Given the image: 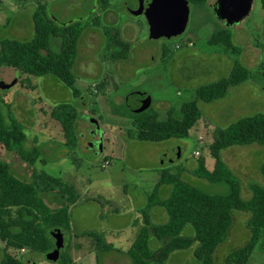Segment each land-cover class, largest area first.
<instances>
[{
  "label": "rangeland",
  "instance_id": "rangeland-1",
  "mask_svg": "<svg viewBox=\"0 0 264 264\" xmlns=\"http://www.w3.org/2000/svg\"><path fill=\"white\" fill-rule=\"evenodd\" d=\"M216 2L209 0L202 7L190 5L189 23L182 35L170 40H152L145 16L133 14L138 10L137 0H109L107 9H103L100 0H0V20L5 25L1 38L31 40L34 32L13 36L6 20L27 18L40 4L46 5L49 17L59 24L83 22L88 25L79 41L74 68L75 87L82 94L81 100L74 98L55 76L30 77L29 82L35 89L29 90L20 84V80L27 76L16 74L14 77L0 72V82L17 81L10 89H0V95L16 105L17 111L14 112L29 138L27 148H31L35 141L32 137H38L35 145L41 149L42 155L44 153V164L41 170H37L61 177L73 185L80 196L76 206L70 209L71 232L64 231L63 254L73 253L76 241L73 235H80L83 231L96 232L104 225L105 219H112L111 216H114L116 225L126 226L134 215L135 199L154 185L158 171L179 174L182 181L212 195L229 192L224 183L199 178L195 170L199 159L214 165L210 146L217 130L244 117L264 114V7L263 0H254L249 16L228 27L216 18L213 7ZM97 14H102V18L98 16L100 21L94 24ZM219 30L231 33L237 51L209 44L212 34ZM116 36L130 42L126 60L113 61L111 58V54L121 50L114 44ZM60 43L54 39L53 48L58 50ZM237 62L250 71V79L230 89L223 99L211 103L198 101L202 118L188 137L159 143L131 138L129 131L135 128L134 120L129 118L132 101H144L143 112H157L162 121L168 118L170 108H174L175 117L181 118L182 106L197 101V89L228 78ZM130 99L132 101L128 103ZM66 103L77 106L81 115L78 125L81 141L74 151L62 145L64 133L61 125L51 117L56 106ZM35 124L41 126L34 128ZM95 130L100 134L99 144L92 140V131ZM43 131L54 139L43 140ZM57 136H61L62 141L55 139ZM262 148L264 146L253 144L233 146L223 151L224 160L243 181L245 199L252 195V183L264 185V176L260 172L264 164ZM64 150L66 158L62 156ZM196 152L200 156H196ZM0 160L13 163L20 175L30 174V170L24 171L17 155L8 153L3 146H0ZM146 178L148 180H144ZM172 190L173 186L164 185L157 197L161 199L170 195ZM51 197L46 196L47 203ZM116 207L118 212H113ZM162 210L164 213L154 221L155 225L168 222L167 212L164 208ZM248 219V214L235 212L230 237L215 253L217 263L222 264L229 253L249 241ZM192 233L189 226L186 234ZM197 245L172 253L167 264H197L194 256ZM94 246V241L88 238L85 248ZM158 246L154 240L152 248ZM11 252L19 255L17 250ZM99 256L101 259L102 255ZM25 258L33 264L57 263L48 261L46 254L35 251H28L22 257ZM248 264H264V238Z\"/></svg>",
  "mask_w": 264,
  "mask_h": 264
},
{
  "label": "trees",
  "instance_id": "trees-1",
  "mask_svg": "<svg viewBox=\"0 0 264 264\" xmlns=\"http://www.w3.org/2000/svg\"><path fill=\"white\" fill-rule=\"evenodd\" d=\"M188 2L202 7L209 0ZM100 4L103 9L110 6L109 0H100ZM94 21V24L99 23L98 15ZM87 28L88 25L83 22L65 25L55 22L49 17L46 5L40 4L34 14L35 33L31 40L5 39L0 43V68H12L27 76L20 80V84L29 90L35 89L29 82L30 77L55 76L72 92L74 98L81 100L82 94L75 87L77 77L74 68L79 41ZM54 39L61 42L58 50L53 48ZM114 44L121 50L111 54L113 61L126 60L130 43L116 36ZM209 44L236 50L233 36L227 30L212 34ZM249 79L250 71L237 62L228 78L199 87L196 91L197 101L182 106L181 118L175 117L174 108L169 109L168 118L164 121L159 119L157 112L136 114L129 111V118L135 123V128L129 131L130 136L138 141L153 143L186 138L202 118L198 101L211 103L223 99L230 89ZM80 116L78 107L69 103L60 104L51 112L52 119L61 125L65 146L71 151L79 147ZM28 142L25 127L16 117L12 104L0 95V145L8 153L17 155L25 166H22L24 171L30 170L29 175H20L13 163L0 160V242L6 245L0 264H26L10 254V249H28L43 254L52 252L55 239L50 231L71 232L70 209L79 200L73 186L37 170L36 163L42 151L35 145L36 140L31 148H27ZM253 144L264 146V114L244 117L215 132L210 146L211 156L215 160L212 172L206 168L205 160L199 159L195 175L211 183H224L229 188L225 195L209 194L182 181L179 174L163 171L150 195L148 208H164L168 222L153 225L148 209L143 212L144 226L126 254L130 264H167L172 253L191 249L195 244H198L194 250L197 264H219L215 260V253L230 237L235 212L249 215L247 228L250 238L244 246L229 253L222 264H248L255 248L264 238V185L252 183V195L245 199L243 181L224 160L223 151L233 146ZM260 172L264 176V164ZM164 185L173 186V190L168 198L160 200L158 190ZM56 191L65 197V202L62 207L53 209L48 205L46 196ZM189 226L193 230L191 235L186 234ZM84 236L94 241L98 254L121 253L106 241L103 233L91 232ZM154 240L159 243L157 249L152 248ZM97 262L100 263L99 258ZM56 264H73V260L61 251Z\"/></svg>",
  "mask_w": 264,
  "mask_h": 264
},
{
  "label": "crops",
  "instance_id": "crops-1",
  "mask_svg": "<svg viewBox=\"0 0 264 264\" xmlns=\"http://www.w3.org/2000/svg\"><path fill=\"white\" fill-rule=\"evenodd\" d=\"M35 12L36 11H34L33 14L27 18H19V19H15L13 21L6 20L8 25H10L11 34L13 36L14 35L15 36H22L24 34H27L30 31L35 33V29H34V14H35ZM97 15L102 18V14H97ZM52 20H54V19H52ZM7 23H6V25H7ZM4 26L5 25H3L2 21L0 20V43L5 39H9L6 37L1 38V32L4 30L3 29ZM126 42H129V41H126ZM0 49H1V45H0ZM0 72H2L3 75L12 74L15 77L17 74V76H19V77L21 76V74H19V72L17 70L12 69V68H0ZM12 106H13V111L14 110L17 111V109H15L16 105L14 104ZM27 110H29L28 107H27ZM28 119H30L29 116H28ZM31 121H33V119ZM122 125H125V124L122 123ZM33 126H34V128H39L38 126H41V124L38 126L35 124ZM45 134H47V133L46 132L42 133L41 138L43 140H47L48 138L54 139L51 134H50L51 135L50 137H48ZM79 135H80V133H79ZM37 138H38L37 136L32 137V139L36 140V141H37ZM57 138L62 141L61 136H57L55 139H57ZM80 141H81V135H80ZM61 143L65 147V137L63 138V141ZM261 151H264V148H262ZM65 154H66V151L64 150V152L62 153L63 158H66ZM43 156H44V153L36 163V168L39 170H41L43 168L42 167L43 166V163H42ZM7 162H9V161H7ZM205 164H206V168L209 171L212 172L214 170L215 163L213 166H210V165H208L207 161L205 160ZM45 166L47 167V164ZM23 167H25V166H23ZM163 171H158L157 180L154 177L155 179L153 180L154 181L153 182L154 185H152L153 187L151 186V188L148 191L143 192V195L141 197L135 199V203L133 202L134 204H133V211H132L134 213V215L132 216V218L130 219L129 223L126 226L116 225L115 224L116 221L113 220L114 216H111L112 219H110V220H108V218L105 219L104 221H106V222L104 223V225L102 227H99L98 231H96L99 233H103L105 235L106 241L109 244H112L115 247V249L120 250L121 253L112 252V253H106V254H98L96 249H95V246H94V248L90 247L89 249H86L85 244H86L87 239L89 237L84 236V234L87 232L83 231V232H80V235H73L74 238L76 239L74 251L72 254H70V257L73 260V264H130V260L126 254H127L128 250L131 248L133 242L135 241V238L138 235L139 231L144 226V216H143L144 213L143 212L146 209H148L149 219L153 225H155L154 221H156L158 219V217L163 215V213H164L162 210V207H160V206H154L152 208H148L149 203H150V195L154 192L155 188L157 187ZM58 179H60L64 184L69 185L66 182H64L61 177ZM144 180H148V178H146ZM71 186H73V185H71ZM160 188H159V190H160ZM75 190H76V188H75ZM76 192H77V190H76ZM49 195H52V197L50 198V201H49L50 203H48V205L51 208L56 209V208L62 207V205L65 202L64 196L60 195L57 191L53 192ZM77 195H78V198L80 200V196H79L78 192H77ZM168 197H169V195L161 198L160 200L166 199ZM79 200L77 201V203L79 202ZM46 201H47V198H46ZM77 203H75L72 207H75ZM113 212H118V208L117 207L114 208ZM119 219H121V218H119ZM5 250H6L5 243L0 242V262L3 259L2 256H4ZM11 250L12 249L8 250V252L10 254L14 255L11 252ZM17 251H18L19 255L18 256L14 255L16 258L23 260L24 262H26V264H33L31 261H27L26 258H25V260L22 259V257H24L28 253V251H30V250L25 249V250H17ZM99 255H102L101 259L99 258L100 257ZM97 258L100 259V263L97 262ZM127 261H129V263H127Z\"/></svg>",
  "mask_w": 264,
  "mask_h": 264
},
{
  "label": "water",
  "instance_id": "water-1",
  "mask_svg": "<svg viewBox=\"0 0 264 264\" xmlns=\"http://www.w3.org/2000/svg\"><path fill=\"white\" fill-rule=\"evenodd\" d=\"M254 0H217L214 5L216 18L230 27L241 23L252 11ZM190 3L188 0H147L146 6L143 1L141 7L134 11L135 16H145L149 38L152 40L172 39L182 35L188 26L190 18ZM17 81L11 83L0 82V89L7 90L16 85ZM130 100H128V103ZM145 109L143 103H137L131 107L133 113L139 114ZM55 239V249L46 254L50 262H58L61 250L65 246L64 235L58 231H50Z\"/></svg>",
  "mask_w": 264,
  "mask_h": 264
},
{
  "label": "flooded vegetation",
  "instance_id": "flooded-vegetation-1",
  "mask_svg": "<svg viewBox=\"0 0 264 264\" xmlns=\"http://www.w3.org/2000/svg\"><path fill=\"white\" fill-rule=\"evenodd\" d=\"M138 1V8L137 9H139L140 7H141V2L143 1V3H144V6H146V4H147V0H137ZM214 7V6H213ZM143 16V15H142ZM224 23V22H223ZM225 24V23H224ZM132 101V100H131ZM144 103V101H142V100H136V101H132V104H130L132 107L135 105V104H137V103ZM92 134H93V138H92V140L94 141V142H96L97 144H99L100 143V134H99V132H97L96 130L95 131H92Z\"/></svg>",
  "mask_w": 264,
  "mask_h": 264
},
{
  "label": "built area",
  "instance_id": "built-area-1",
  "mask_svg": "<svg viewBox=\"0 0 264 264\" xmlns=\"http://www.w3.org/2000/svg\"><path fill=\"white\" fill-rule=\"evenodd\" d=\"M196 156H200V153L199 152H196V154H195ZM108 164V163H107Z\"/></svg>",
  "mask_w": 264,
  "mask_h": 264
}]
</instances>
